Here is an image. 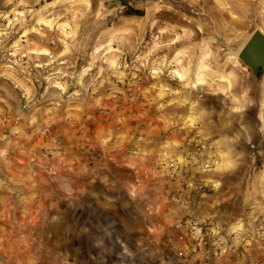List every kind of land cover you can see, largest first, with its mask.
Listing matches in <instances>:
<instances>
[{
  "label": "rangeland",
  "instance_id": "rangeland-1",
  "mask_svg": "<svg viewBox=\"0 0 264 264\" xmlns=\"http://www.w3.org/2000/svg\"><path fill=\"white\" fill-rule=\"evenodd\" d=\"M257 30L264 0H0V264H264Z\"/></svg>",
  "mask_w": 264,
  "mask_h": 264
},
{
  "label": "water",
  "instance_id": "water-1",
  "mask_svg": "<svg viewBox=\"0 0 264 264\" xmlns=\"http://www.w3.org/2000/svg\"><path fill=\"white\" fill-rule=\"evenodd\" d=\"M240 59L257 72H264V34L261 31H255L248 40L240 53Z\"/></svg>",
  "mask_w": 264,
  "mask_h": 264
},
{
  "label": "crops",
  "instance_id": "crops-1",
  "mask_svg": "<svg viewBox=\"0 0 264 264\" xmlns=\"http://www.w3.org/2000/svg\"><path fill=\"white\" fill-rule=\"evenodd\" d=\"M261 70H258L257 72H259ZM256 72V73H257ZM262 72V71H261ZM264 73V72H262ZM257 119L258 121L260 122V125H259V129H260V139H262L263 141H259V144H262L264 143V109L262 107H260L257 111ZM259 151V150H258ZM252 150L249 148L247 151H241L239 148H237L236 150H232V151H229V153H231V166H229V169H238L240 168V161H242L243 159L241 158L242 156V153L245 155L248 153L251 154ZM259 153H262V151H259ZM249 161L251 163V158H249ZM141 165H144L142 164L139 160H137V158H135L134 156L133 157H130V158H127L124 162V169L130 171L132 173V178L134 177V171L143 167ZM251 165V164H250ZM264 167V164L262 165ZM246 165L243 166V168H245ZM135 169V170H134Z\"/></svg>",
  "mask_w": 264,
  "mask_h": 264
},
{
  "label": "trees",
  "instance_id": "trees-1",
  "mask_svg": "<svg viewBox=\"0 0 264 264\" xmlns=\"http://www.w3.org/2000/svg\"><path fill=\"white\" fill-rule=\"evenodd\" d=\"M132 13V12H131ZM133 13H135V14H140L141 12H139V11H135V12H133Z\"/></svg>",
  "mask_w": 264,
  "mask_h": 264
}]
</instances>
